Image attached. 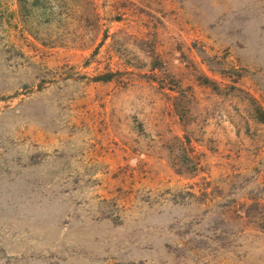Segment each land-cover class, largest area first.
I'll return each mask as SVG.
<instances>
[{
    "label": "rangeland",
    "instance_id": "374dc122",
    "mask_svg": "<svg viewBox=\"0 0 264 264\" xmlns=\"http://www.w3.org/2000/svg\"><path fill=\"white\" fill-rule=\"evenodd\" d=\"M0 264H264V0H0Z\"/></svg>",
    "mask_w": 264,
    "mask_h": 264
}]
</instances>
